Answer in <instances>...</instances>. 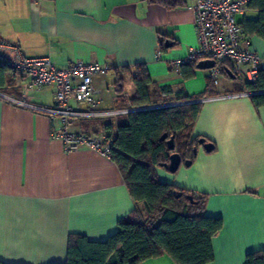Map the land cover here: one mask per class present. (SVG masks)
<instances>
[{"label": "crops", "instance_id": "obj_1", "mask_svg": "<svg viewBox=\"0 0 264 264\" xmlns=\"http://www.w3.org/2000/svg\"><path fill=\"white\" fill-rule=\"evenodd\" d=\"M174 1L169 8L151 0H0V42L25 58H49L59 69L81 61L106 65L114 74L145 65L156 87L173 91L165 106L176 105L177 92L197 98L211 80L209 70L197 66L188 80L171 67L199 47L192 1ZM257 18L258 12L249 11L238 22ZM161 37L167 50L158 60ZM247 44L264 70V40L251 37ZM225 74L217 86L212 83L206 98L214 99L202 103L193 128L192 138H205L214 151L200 146L190 167L174 174L157 167L156 173L162 183L206 196L205 215L223 220L210 264H246L249 253L264 251V107L244 95L243 81ZM101 79L95 86L103 96L107 85ZM125 79L132 81L126 76L124 86ZM29 82L10 73L0 90V262L59 264L67 259L70 236L106 241L121 220L144 207L134 203L111 159L85 148L66 152L52 138L61 128L59 118L11 102L53 107L55 87L29 90ZM135 94L120 101L117 96L111 105L104 101L101 109H128ZM84 121H101V130L117 119L80 120L82 129ZM141 264L176 263L164 255Z\"/></svg>", "mask_w": 264, "mask_h": 264}, {"label": "trees", "instance_id": "obj_2", "mask_svg": "<svg viewBox=\"0 0 264 264\" xmlns=\"http://www.w3.org/2000/svg\"><path fill=\"white\" fill-rule=\"evenodd\" d=\"M151 2L169 8L176 6L174 0ZM249 8L250 11L258 12V18L244 19L239 25L247 38L258 37L264 40V0H250ZM166 50L161 37L160 52ZM197 64L182 67L184 80L195 76ZM185 67L190 69L185 70ZM226 70H229V66L224 67L222 74ZM114 72L118 101L122 100L121 96L124 94L126 76L132 79L136 89L128 109L169 104V100L165 98L173 95L172 89L156 87L145 65L137 64L133 70L122 68L121 72ZM10 73L15 72L7 60L0 56V90L7 85ZM211 86L212 82L209 81L206 93L197 98L187 96L183 90L177 92L176 103L184 105L133 112L118 117L114 125L110 123L104 126L113 138L111 160L119 168L132 200L137 207L143 205L144 210L138 207L132 217L121 220L116 232L106 241L94 242L83 235L70 236L67 259L59 264H141L164 255L176 264H210L214 261L212 240L222 231L223 220L205 215L206 196L162 183L156 173L157 167L169 164L173 153L180 155L182 165L186 161L193 163L202 146L199 142L204 140L210 143L205 138H192L194 124L202 111V103L190 102L208 97ZM245 88L248 93H256L250 96L254 106L264 107L262 68L258 82L245 84ZM100 123L101 121H84L83 130L87 132L90 128L97 129ZM164 135L168 136V140L175 138L174 152L169 151L167 141H161ZM246 264H264V251L249 253Z\"/></svg>", "mask_w": 264, "mask_h": 264}, {"label": "built area", "instance_id": "obj_3", "mask_svg": "<svg viewBox=\"0 0 264 264\" xmlns=\"http://www.w3.org/2000/svg\"><path fill=\"white\" fill-rule=\"evenodd\" d=\"M191 1L199 47L192 50L185 59L172 62L173 70L181 75L185 65L213 61L215 66L209 70V78L215 86L219 84L225 66H229L232 74L245 84H256L262 68V58L246 45L248 38L237 19L248 14L250 0ZM0 56L7 60L17 75L30 80L27 86L29 90L39 91L47 86L55 87L54 105L51 108L39 107L26 100L12 99V103L59 118L61 128L52 132V138L61 140L66 152L85 148L111 159L113 138L109 136V132L104 127L86 132L78 123L80 120L112 121L135 112L136 109H101L104 99L102 92L95 86V79L107 76L111 71L108 66L78 61L67 68L59 69L49 58H25L16 47L3 42H0ZM156 58L161 60L162 53L157 52ZM244 95L251 96L252 93ZM213 99H199L190 103H204ZM82 106L85 109H81Z\"/></svg>", "mask_w": 264, "mask_h": 264}, {"label": "water", "instance_id": "obj_4", "mask_svg": "<svg viewBox=\"0 0 264 264\" xmlns=\"http://www.w3.org/2000/svg\"><path fill=\"white\" fill-rule=\"evenodd\" d=\"M169 47H171V46H169ZM214 66H215V62H213V61H201L197 64V69H199V70H210V69L214 68ZM226 72L231 79H233V80L236 79V77L232 74V72L230 70H226ZM252 95H256V93H253ZM172 106H174V105L159 106V107H153V108H149V109L140 108V109H136L135 112L155 110V109L172 107ZM161 141H167V146H168V149L170 152L175 151V138L174 137H172L168 140V136L164 135L161 138ZM199 143L204 147L205 151L208 153H210L214 150V145L211 143H206L204 140H201ZM169 160H170L169 164H166L164 167L167 168L169 172L174 174L180 169V167L182 165V159L178 153H173L170 156ZM184 165L186 167H190L192 165V162L186 161ZM178 197H180V195Z\"/></svg>", "mask_w": 264, "mask_h": 264}, {"label": "rangeland", "instance_id": "obj_5", "mask_svg": "<svg viewBox=\"0 0 264 264\" xmlns=\"http://www.w3.org/2000/svg\"><path fill=\"white\" fill-rule=\"evenodd\" d=\"M237 19L239 20L240 18ZM101 84H103L104 86L107 85V87L105 86V88L107 89L104 88L105 91L103 92V97L105 101L104 106L113 104L114 98L118 96L117 86H116V76L113 74V72L110 71L109 74L104 77ZM124 87H125V91L123 94L124 96L130 97L134 95L136 89L131 80L125 79ZM146 108L149 109L153 107H144L143 109Z\"/></svg>", "mask_w": 264, "mask_h": 264}]
</instances>
